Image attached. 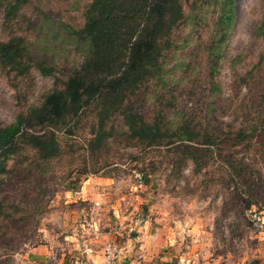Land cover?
<instances>
[{"label": "rangeland", "instance_id": "374dc122", "mask_svg": "<svg viewBox=\"0 0 264 264\" xmlns=\"http://www.w3.org/2000/svg\"><path fill=\"white\" fill-rule=\"evenodd\" d=\"M87 2L34 0V7L30 6L28 14L35 19L41 16L40 12H46L59 22L80 24L81 10ZM262 7L263 0L235 1L234 24L223 45V58L213 78L214 83L207 73L204 47L207 33L203 23L186 19L173 37L178 47L175 57L170 58L168 63L170 74L174 77L171 83L173 99L192 119L196 128L214 131L216 137L210 146L211 152L201 158L199 167L184 157L182 149L174 146L142 148L129 144L122 133L124 129L120 119L114 122L118 133L94 150L93 155L85 149L96 129L92 128L90 121L76 129L70 139L59 133L63 153L43 170L41 176L35 170L30 175L24 171L10 173L0 179V198L5 200L7 211L17 212L14 221L7 222L3 227L8 235H2L4 229H0V264H42L33 253V248L40 244H52L53 241L58 242L54 252L58 255L62 253L63 264H79L86 259V254L78 250L76 240L63 241L59 234V230L65 227L70 231L78 230L75 221L69 220L67 225H63L64 219L60 217L72 211L71 214L76 215L75 210L80 205L65 204L64 201L69 199L66 197L69 182L82 186L84 167L93 175L109 174L118 178L121 187L117 190L137 196L132 201L133 205L137 204L138 210L156 233L158 229V238H162L158 255L152 260L147 257L138 259L142 260L140 264L168 262L170 260L160 261L159 254L172 256L186 252L185 246L193 243L199 244V249L208 250L210 256L207 258L217 260L219 257L217 264L251 262L256 257L253 252L258 246L254 237L256 231L248 223L246 210L264 207V39L254 35L261 21ZM184 8L187 15L191 9H197L187 5ZM31 11H34L33 14ZM1 22L0 11V40H6L8 34ZM37 35L43 42L47 41L44 30L38 34L28 32V39L33 40ZM54 42L59 48V55L55 58L58 66L69 69L80 63L82 55L73 44L62 41L60 36ZM55 76L62 77L59 72L54 76H44L32 69L30 83L24 81L20 84L23 98L19 101L7 76L0 70V127L13 122L26 104L36 103L52 89ZM139 98L149 116L153 110H158L159 98L151 97L143 90ZM168 111H164L167 118L171 116ZM240 129H246L247 134L252 136L239 143L234 134ZM18 159H9L8 167L17 166ZM23 159L24 165L33 160L34 155L26 152ZM232 168L236 173L230 172ZM136 172L149 183L134 188L137 184ZM145 174L149 176L144 177ZM153 179L156 181L154 188L151 186ZM127 206L133 208L132 205ZM106 217L107 220L103 217L100 223L102 232L110 229L118 240L121 238L115 232L118 230H122L125 238L136 235L132 213L122 224L117 217L113 221L112 210ZM182 228H185L184 231ZM79 229L75 237L80 236L84 228L81 226ZM186 229H192L189 231L191 234L188 232L187 235ZM84 232L85 238L87 231ZM170 236H173L172 246L169 243L164 245L163 239L171 242ZM192 239L197 240L193 242ZM90 244L93 247L94 242ZM137 244L132 239L130 247L133 252L137 250ZM121 246H124L123 243ZM195 248L193 246L189 252Z\"/></svg>", "mask_w": 264, "mask_h": 264}, {"label": "trees", "instance_id": "16d2710c", "mask_svg": "<svg viewBox=\"0 0 264 264\" xmlns=\"http://www.w3.org/2000/svg\"><path fill=\"white\" fill-rule=\"evenodd\" d=\"M235 1L88 0L81 10L82 22L70 24L59 22L46 12L31 18L28 13L34 0H0L1 26L8 34L6 40H0V70L7 76L16 98L19 101L23 98L20 84L30 83L32 69L44 76H54L56 72L62 75L55 76L53 88L36 103L26 104L13 122L0 127V179L24 171L30 175L35 170L41 176L63 153L59 133L70 139L87 121L92 128L96 127L85 147L93 155L94 150L118 133L114 125L118 119L124 129L120 131L129 144L142 148L174 146L199 167L201 158L211 152L216 137L214 131L196 128L173 99L174 77L168 67L178 48L173 37L186 19L203 23L207 33L204 42L207 73L214 83L223 58V45L234 24ZM184 5L197 9H191L187 15ZM43 30L47 41L43 42L39 35L28 39V32L38 34ZM254 35L264 39V0ZM57 36L73 44L82 55L79 64L69 69L58 66L55 58L59 48L54 42ZM141 90L161 100L151 116L139 100ZM166 109L171 114L169 118ZM234 136L240 143L252 135L240 129ZM26 152L33 153L34 159L23 165ZM14 157H19L17 166L9 168L7 161ZM230 172L236 170L232 168ZM81 174L85 175L84 181L90 173L84 167ZM144 181L149 183L148 179ZM80 186L71 181L67 189L74 191ZM4 201L0 198L1 230L17 217V212L7 211ZM2 235H8L6 229ZM162 264L178 262L172 258ZM250 264H258V260Z\"/></svg>", "mask_w": 264, "mask_h": 264}, {"label": "crops", "instance_id": "0c3cea01", "mask_svg": "<svg viewBox=\"0 0 264 264\" xmlns=\"http://www.w3.org/2000/svg\"><path fill=\"white\" fill-rule=\"evenodd\" d=\"M121 181L114 177L109 175H103V174H97L93 175L90 174L87 176V178L83 181L81 186L80 195H74L71 191L66 192V197L69 198L68 200H65V204H78L77 210H75L76 215H72L71 213L64 214L61 216V220L64 219L63 225H67V222L69 220H73L72 222H76V228L80 230L79 228L84 225V222H86L89 219L88 212L92 206V201L98 200L102 203L101 212L99 214V222H102V218L105 217L106 220L108 217L107 214L112 210L113 213V221L114 217H117L120 215L119 219L122 223L126 221L128 215L132 213V211L135 209L137 204L133 205L132 201H134V198L137 196H134L133 193L130 194H122L119 192L118 187H121ZM127 205H132L133 208H128ZM126 207V209H124ZM130 210L128 214H126L127 210ZM122 211V212H121ZM108 212V213H107ZM120 212V213H119ZM106 213V214H105ZM82 222V223H81ZM108 221L104 222L107 223ZM73 226V225H72ZM63 227V226H62ZM134 227H136V235H132V238H125L124 233H122V230L115 231L116 233L120 234L121 238L120 240L117 239L115 233H113L110 229H105L104 232H102L99 235V238L97 240H92L90 237H85V228L81 230V235L75 237L77 234V231H70L66 227L59 230V234L62 236L63 241L71 242L73 240H76V246L78 250L82 251L84 248V245L89 244V246L92 249V252L86 253V259L83 260V262H86L90 259H92L95 264H107L103 260V256L101 253L102 245L106 241L110 242H116L122 249L121 255L118 258L117 261L114 262V264H140L142 260L138 259H146V257L150 260H152L156 255H158V251H160L161 241L162 238H158V229L157 233L154 232L153 226H151L149 223L144 225H138L137 222H134ZM124 229L123 227H121ZM183 231L185 228H182ZM66 231V232H65ZM187 235L189 231H192V229H186ZM156 233V235H154ZM190 233V232H189ZM191 234V233H190ZM171 235V234H169ZM194 234H192L193 236ZM257 240L256 248L254 250V254H256V257L253 258V260H258V264H264V233L256 232V235L254 236ZM122 238H125V240L122 241ZM169 241L167 242L166 239H163V244L169 243V246H172V238L173 236L168 237ZM68 239V240H67ZM132 239L135 240L137 244V250L133 252L130 245L132 243ZM174 240V239H173ZM193 242L197 239H192ZM91 241L94 242L93 247L91 246ZM52 242V241H51ZM123 243L124 246H121ZM58 242L55 243V241L48 244H40L33 248V253L36 255L38 260L43 264H63V258L54 252L56 249V246L58 247ZM154 244V245H153ZM56 245V246H55ZM190 247L189 249H192L193 246H196V248L189 252V249L186 248V252L177 253L176 255L167 256L165 254H159V260L160 261H168L172 258L179 259L178 264H198L199 259L201 260V264H217L219 261V257L217 260L211 259L210 257L207 258V256L210 254L208 253L207 249H199V244L195 245L194 243L192 245L188 244ZM76 248V249H77ZM75 249V248H74ZM83 253V252H82ZM137 253V256H136ZM135 255V256H134ZM200 256V258H199ZM210 258V259H209ZM210 260V261H209ZM144 261V260H143ZM252 261V260H251ZM157 262V260H155ZM66 264V262H64ZM68 264V263H67ZM158 264V263H155ZM247 264H250L247 263Z\"/></svg>", "mask_w": 264, "mask_h": 264}, {"label": "built area", "instance_id": "2783aa9c", "mask_svg": "<svg viewBox=\"0 0 264 264\" xmlns=\"http://www.w3.org/2000/svg\"><path fill=\"white\" fill-rule=\"evenodd\" d=\"M90 175V174H89ZM135 177L137 178V184L134 188H140L144 184L143 176L136 172ZM81 187L77 190L71 191L74 195H80ZM102 203L98 200L92 201V206L88 212L89 219L84 222L83 227L85 228L86 235L90 237L93 241L99 238L101 234L100 230V222L98 220L99 214L101 212ZM134 215V221L138 223V225H144L148 223V220L144 218L143 214L138 210L137 206L132 211ZM120 215L117 216L119 218ZM246 218L250 226L259 233H264V210L258 209L255 207H250L246 210ZM156 232V230H154ZM156 235V233H154ZM91 241V242H93ZM189 245L186 246L189 249ZM86 254L87 252H92V248L89 246L88 242L84 245L81 253ZM122 252L121 247L114 242L106 241L101 248V253L103 256V260L107 264H114L115 261L118 260ZM79 264H95V262L90 259L86 262H79Z\"/></svg>", "mask_w": 264, "mask_h": 264}, {"label": "water", "instance_id": "95a60500", "mask_svg": "<svg viewBox=\"0 0 264 264\" xmlns=\"http://www.w3.org/2000/svg\"><path fill=\"white\" fill-rule=\"evenodd\" d=\"M151 186H152L153 188L156 186V181H155V179L152 180V182H151Z\"/></svg>", "mask_w": 264, "mask_h": 264}]
</instances>
